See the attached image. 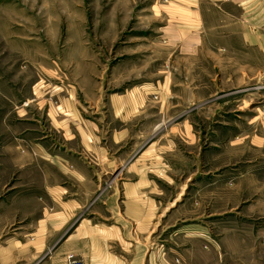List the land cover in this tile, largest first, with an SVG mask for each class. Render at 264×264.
Here are the masks:
<instances>
[{"label": "rangeland", "instance_id": "rangeland-1", "mask_svg": "<svg viewBox=\"0 0 264 264\" xmlns=\"http://www.w3.org/2000/svg\"><path fill=\"white\" fill-rule=\"evenodd\" d=\"M168 6L0 0V148L4 129L21 154L35 142L21 139L26 130L52 135L47 109L73 96L110 159L132 161L150 146L166 152L175 201L156 235L164 251L179 252L175 264H264V61L212 48L191 54ZM134 92L148 93L147 118L114 150L122 123L109 101ZM127 165L108 174L97 198L114 191Z\"/></svg>", "mask_w": 264, "mask_h": 264}, {"label": "crops", "instance_id": "crops-1", "mask_svg": "<svg viewBox=\"0 0 264 264\" xmlns=\"http://www.w3.org/2000/svg\"><path fill=\"white\" fill-rule=\"evenodd\" d=\"M168 1L173 31L191 54L212 48L225 55L237 52L242 61H264V0ZM147 94L109 101L110 114L122 123L113 136L114 150L130 139L131 124L147 118ZM59 104L50 105L44 118L54 136L26 130L23 141L36 136L25 154L13 148L10 128L4 129L0 264H70L72 258L84 264H175L179 252L164 251L156 235L175 201L168 192L174 182L166 152L157 154L150 146L132 161L110 159L100 128L84 119L74 97ZM53 138L74 158L57 155L60 145L53 146ZM78 152L85 160L77 158ZM127 163L116 177L123 181L97 198L101 182Z\"/></svg>", "mask_w": 264, "mask_h": 264}, {"label": "built area", "instance_id": "built-area-1", "mask_svg": "<svg viewBox=\"0 0 264 264\" xmlns=\"http://www.w3.org/2000/svg\"><path fill=\"white\" fill-rule=\"evenodd\" d=\"M70 264H84V263L76 258H72L70 260Z\"/></svg>", "mask_w": 264, "mask_h": 264}]
</instances>
